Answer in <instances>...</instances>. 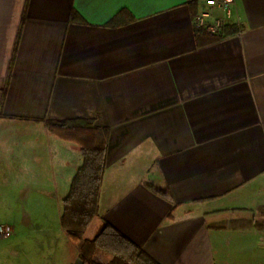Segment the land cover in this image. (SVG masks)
<instances>
[{
	"label": "crops",
	"instance_id": "1",
	"mask_svg": "<svg viewBox=\"0 0 264 264\" xmlns=\"http://www.w3.org/2000/svg\"><path fill=\"white\" fill-rule=\"evenodd\" d=\"M235 1L240 33L209 41L204 0H0V264H88L61 216L91 136L84 238L108 224L156 264H264V0Z\"/></svg>",
	"mask_w": 264,
	"mask_h": 264
},
{
	"label": "trees",
	"instance_id": "2",
	"mask_svg": "<svg viewBox=\"0 0 264 264\" xmlns=\"http://www.w3.org/2000/svg\"><path fill=\"white\" fill-rule=\"evenodd\" d=\"M234 29L235 27H228L229 31H234ZM196 31L206 34L209 41H215L221 37V35H209L201 28H197ZM45 123L51 131H57L62 136L67 137L79 136L80 129L90 128V122L88 121H46ZM93 138L91 136L89 139H85L88 142H82L83 164L74 176L69 193L64 199L61 225L72 241L83 240L80 257L85 263L102 264L93 257L94 249L102 242V245L113 256L112 261L108 264H131L132 262L136 264H156L142 250L127 241L124 236L108 224L100 229L94 239H84V232L98 211L99 189L104 172V165L102 164L103 147L98 140ZM143 183L152 191L164 193L165 189L161 183L148 178H144ZM255 226L264 231V220L255 222Z\"/></svg>",
	"mask_w": 264,
	"mask_h": 264
},
{
	"label": "built area",
	"instance_id": "3",
	"mask_svg": "<svg viewBox=\"0 0 264 264\" xmlns=\"http://www.w3.org/2000/svg\"><path fill=\"white\" fill-rule=\"evenodd\" d=\"M205 8L197 11L193 16V24L211 35H221L230 26L241 30V24L235 13V0H204ZM214 12H217L214 15ZM13 234L10 224H0V238H8Z\"/></svg>",
	"mask_w": 264,
	"mask_h": 264
},
{
	"label": "rangeland",
	"instance_id": "4",
	"mask_svg": "<svg viewBox=\"0 0 264 264\" xmlns=\"http://www.w3.org/2000/svg\"><path fill=\"white\" fill-rule=\"evenodd\" d=\"M10 141H11V137L8 136L4 141L2 140L0 143L10 144ZM27 144H28V142H27ZM3 187H6V186L3 185ZM8 201H6L4 199L2 202H0V224H4L5 221H7L11 217V211H10L11 208L9 206H5V203L8 202ZM52 217H54V216H52ZM53 222H57V221H53ZM89 227H90V223L87 226L86 230ZM86 230H85L84 233H86ZM99 231L94 236H92L90 239H87V240L94 239L97 236V234L99 233ZM84 235H83V237H84ZM84 239H86V238H84ZM9 241H11L10 237H8V238H0V243L9 242ZM74 242H76L79 245V251H81V245H82L83 240L82 241H74ZM60 244H61V246H64L62 241L60 242ZM99 244L97 245V247L93 251L94 259L99 261V262H101L102 264L110 263L112 261V259H113L112 254L110 253V251H108V249H106V247H104V245H102L103 244L102 242L99 243ZM131 264H136V263L132 262Z\"/></svg>",
	"mask_w": 264,
	"mask_h": 264
}]
</instances>
